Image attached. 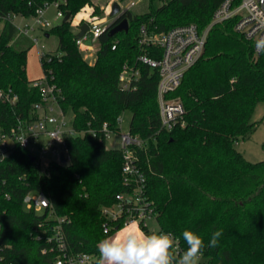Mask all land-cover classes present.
<instances>
[{"label": "trees", "instance_id": "16d2710c", "mask_svg": "<svg viewBox=\"0 0 264 264\" xmlns=\"http://www.w3.org/2000/svg\"><path fill=\"white\" fill-rule=\"evenodd\" d=\"M56 1L72 19L47 31L58 36L60 53H47L52 58L42 65L61 90L62 107L74 115V128L87 131L108 123L118 131L120 117L131 111L129 132L144 142L132 147L145 178L144 197L156 213L158 232L175 236V255L186 250L182 232L188 229L204 239L200 257L205 264H264V161L251 163L235 147L254 130L253 115L264 103V54L235 31L236 18L215 24L203 55L171 94L186 113L185 125L170 131L161 126L159 71L138 62L143 25L154 33L188 23L204 29L224 0H162L158 8L150 0L145 14L126 10L98 39L93 63L83 58L73 27V19L91 0H0V128L6 131L29 119L41 101L39 89L32 86L35 79L27 74L30 48L16 42L20 33L12 18H32ZM125 18L129 30L110 36V29ZM125 65L140 70L133 91H123L119 84ZM14 95L16 102L6 99ZM66 145L70 162L51 164L45 172L19 146L0 163V264L55 260L56 253L44 249L56 221H46L49 210L38 214L25 209L23 199L30 191L45 193L55 217L68 221L64 233L69 249L93 255L94 264L98 241L123 227L122 218L118 229L105 233L102 214L117 203L118 194L136 187L124 181L123 151L90 134L67 135ZM217 230H222L218 246L207 247ZM143 232L152 233L148 227Z\"/></svg>", "mask_w": 264, "mask_h": 264}, {"label": "built area", "instance_id": "2783aa9c", "mask_svg": "<svg viewBox=\"0 0 264 264\" xmlns=\"http://www.w3.org/2000/svg\"><path fill=\"white\" fill-rule=\"evenodd\" d=\"M54 5L57 9V17L64 18L65 14L59 9L60 2L45 4L36 11L32 17L36 24L48 26V20L43 19L45 10ZM93 11L84 21L80 20L76 25L77 34L81 31V25L87 23L89 28L83 38H77L76 43L86 57L96 58V47L100 36L108 29L109 25H102L93 16ZM236 18L235 31L246 40L255 41L264 36V0H224L215 10L210 24L201 29L196 23L178 25L166 32L154 33L143 25L140 30V46L143 53L138 57V62L157 68L160 74L158 85V102L162 129L172 130L177 125L184 126L186 109L182 101L177 97H171L184 78L186 72L201 58L205 50L208 35L212 27L227 20ZM13 20V18H12ZM34 30L27 25L20 29V34L28 36ZM92 41L87 45L86 41ZM37 42V40H35ZM116 49V44L113 45ZM256 51V48H255ZM158 52V53H157ZM257 53V51H256ZM259 54V53H258ZM43 61H50L51 56L42 53ZM140 78V70L125 65L119 76V84L123 91H133L137 88ZM32 86L38 88L41 101L36 103L33 114L29 119H20L17 126L10 131L0 128V163L10 154L15 146L27 149L34 158L35 165L40 171L45 172L51 164L66 165L70 162V156L66 145V136H84L90 134L95 138L107 141L115 132L108 123H104L99 129L78 131L73 126L74 115L65 111L62 107L63 100L61 90L53 83L52 76L35 79ZM0 96L2 93L0 92ZM7 100L16 102V95L6 96ZM121 117L119 123H121ZM144 142L130 132L122 135L123 165L122 175L127 185L136 183L134 191L130 194H118L117 203L112 207L102 209L106 217L103 225L104 232L110 233L112 229H118L116 223L124 219L122 228H131L143 231L148 227V221L156 219V213L151 204L144 197L145 178L137 164V158L132 147H142ZM62 155L67 162L62 163ZM24 207L28 211L42 214L49 210L46 221H56L51 228V234L46 235L49 244L44 252L56 253L53 264H94L96 257L88 253H73L64 233L66 218L55 217L51 204L41 190L28 192L23 199ZM45 223H40L44 227ZM121 228V229H122ZM119 231V230H118ZM44 236L39 235L38 239Z\"/></svg>", "mask_w": 264, "mask_h": 264}, {"label": "rangeland", "instance_id": "374dc122", "mask_svg": "<svg viewBox=\"0 0 264 264\" xmlns=\"http://www.w3.org/2000/svg\"><path fill=\"white\" fill-rule=\"evenodd\" d=\"M115 2H118L122 9L127 6L131 7L132 14H145L150 10V0H91V3L86 5L84 9L75 16L73 19V27L78 22L84 21L88 18L93 11V15L97 22L102 25H108L113 22L111 16L112 6ZM163 4L162 0H154L153 6L160 7ZM96 10V12H95ZM49 21L48 26H41L36 24L32 18H24L21 16L13 17V22L19 29L24 28L27 25L33 26L34 30L27 36L28 42L25 40L23 34L17 35L16 42L22 41L23 48H30L28 52L27 62V74L31 79H39L44 77V69L42 65L41 55L42 53H57L59 52V38L55 34L47 36L53 26L61 23L63 18L57 17V9L54 5H50L42 17ZM4 22L0 21V32L2 31ZM74 32L77 34L76 28ZM25 40V41H24ZM37 40V42H35ZM60 53V52H59ZM85 60L92 61L93 58L86 57V53H82ZM96 60V58H95ZM95 60L93 62H95ZM132 119L131 111H127L121 117V123L119 124V130L111 134L110 138L106 141L108 148L121 149L122 148V135L129 132V127ZM253 122L256 126L252 132H250L244 138L239 139L235 143V147L244 155V157L251 163H258L264 161V103L257 106L253 115ZM148 228L152 233L158 232L157 221L152 219L148 221ZM199 264H205V260L199 258Z\"/></svg>", "mask_w": 264, "mask_h": 264}, {"label": "clouds", "instance_id": "9594fccd", "mask_svg": "<svg viewBox=\"0 0 264 264\" xmlns=\"http://www.w3.org/2000/svg\"><path fill=\"white\" fill-rule=\"evenodd\" d=\"M257 53L264 54V36L255 41ZM222 230L215 231L207 247L218 246ZM182 238L187 248L176 256L173 249L176 238L172 232L144 233L131 228H122L104 237L97 243L98 264H199L206 245L202 236L185 229Z\"/></svg>", "mask_w": 264, "mask_h": 264}, {"label": "water", "instance_id": "95a60500", "mask_svg": "<svg viewBox=\"0 0 264 264\" xmlns=\"http://www.w3.org/2000/svg\"><path fill=\"white\" fill-rule=\"evenodd\" d=\"M125 11L122 10L120 4L118 2H115L112 6V12H111V16L113 17V22L110 23L109 27L114 24L118 18L124 13ZM72 19V15L70 12H68L62 23H66L68 21H70ZM89 26L87 23H83L81 25V31L77 34V38H83L85 36V33L86 31L88 30ZM129 30V22H128V19H123L121 22L117 23L116 25H114L111 29H110V36H115L116 34L118 33H121V32H127ZM47 36H49V34H47ZM86 44L87 45H91L92 44V41L90 40H87L86 41ZM34 160V158H33ZM61 162L62 163H65L67 162V159L65 158L64 155H62V158H61Z\"/></svg>", "mask_w": 264, "mask_h": 264}, {"label": "crops", "instance_id": "0c3cea01", "mask_svg": "<svg viewBox=\"0 0 264 264\" xmlns=\"http://www.w3.org/2000/svg\"><path fill=\"white\" fill-rule=\"evenodd\" d=\"M122 10H124V11H126V10H130L131 11V7L130 6H127V7H125L124 9H122ZM77 22H79V21H77ZM78 24V23H77ZM76 24V25H77ZM76 25H74L75 27H74V29L76 28ZM30 78V77H29ZM31 79V78H30ZM32 80H34V79H32Z\"/></svg>", "mask_w": 264, "mask_h": 264}]
</instances>
